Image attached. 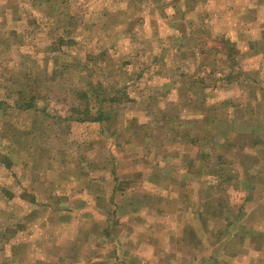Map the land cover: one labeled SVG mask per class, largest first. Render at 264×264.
<instances>
[{"label":"rangeland","instance_id":"obj_1","mask_svg":"<svg viewBox=\"0 0 264 264\" xmlns=\"http://www.w3.org/2000/svg\"><path fill=\"white\" fill-rule=\"evenodd\" d=\"M263 95L264 0H0V264H264Z\"/></svg>","mask_w":264,"mask_h":264},{"label":"crops","instance_id":"obj_2","mask_svg":"<svg viewBox=\"0 0 264 264\" xmlns=\"http://www.w3.org/2000/svg\"><path fill=\"white\" fill-rule=\"evenodd\" d=\"M259 90H261L262 91V89L261 88H259ZM262 96V95H261ZM263 97H264V95H263ZM218 125V123L217 122H215L214 123V126L215 125ZM224 124V123H223ZM263 143V141L262 142H257V144H255V149H257L256 150V153H255V156H256V159L258 160V165L260 164V165H263L264 164V159H262V158H264V155H263V153L264 152H262V153H259V145H261ZM250 148H252V147H250ZM263 155V156H262ZM207 176L206 177H210V176H215V175H213V173L211 174V168L210 167H208V169H207ZM199 176V175H198ZM258 176H260V181L261 182H263V180H264V175H261V174H259V173H257V176H256V178L258 177ZM238 182H242L243 184H242V191H244V192H246V190H247V188H246V185H244V184H246L245 182H246V179L245 178H243V177H241V175H239V177H238ZM170 187V185L169 184H166L165 183V190H167V188H169ZM232 187V185L231 184H227V185H225V186H223V187H220V186H217L215 189H213V190H211V193L209 194V198H208V206H210V207H214V208H217L218 207V209H217V212H221V213H227V212H229V211H227V208L225 207V206H223V204H225V202H224V197H225V195H226V193H227V191H228V189H230ZM208 189H210V187H208L207 188V191H208ZM168 191H170V190H168ZM261 193H262V195H263V199H264V191H261ZM168 195H169V192H167V193H165V197L166 198H168ZM162 200H163V198H162ZM247 200V196H245V198H244V201H246ZM133 203L134 202H132V205H133ZM135 204V209L134 210H132V211H138V210H143L144 209V207H139V205H137L136 203H134ZM220 206V207H219ZM189 209L188 208H182V209H177V211L180 213H183V212H187ZM159 211H161V210H159ZM190 211V210H189ZM214 213V212H213ZM135 218H136V220L138 219L137 218V216H134ZM227 219H230V218H228V217H226ZM154 219H156V221H157V223H163V214H161V213H158V212H155V216H154ZM166 221H167V223H169V218H167L166 219ZM171 221L172 222H174L172 219H171ZM173 224V223H172ZM165 225V224H164ZM164 225H161V226H158L159 228H156V232H160L158 229H160L161 228V231L164 229L163 227H164ZM211 225H213L214 226V224H212V223H210V222H208V224H207V230H210V227H211ZM178 226V232H176L177 234H173L172 236H166V237H159L158 239H154V238H150V239H147V240H145L146 238H143L142 237V245H147V244H151V245H154L156 242H159V244H162V239H164L165 240V243L166 244H168V245H170V246H172V249H173V254L171 255L173 258H175V259H177V257L179 256V257H181V259L183 260L184 258H186V254H184L183 252H182V249L183 248H185L187 245H189V244H191V245H198V243L197 242H199V243H201V242H203L204 243V240H205V238H202L201 240H199V239H197L198 237L197 236H194L195 238H196V240H193L192 239V237L191 236H189L188 234H187V230L185 229L186 228V226H182L181 224H178L177 225ZM179 227H182L183 228V232L180 230V228ZM166 229H168V228H166ZM257 224H255L252 228H249V230H247L248 232H247V235L249 236V238L250 239H252V240H255V239H257L258 238V235L260 234V231H257ZM162 233H164V231L162 232ZM179 233H181L182 235L183 234H185V235H187V237H181L180 235H179ZM209 233V232H208ZM231 237V234L229 235V238ZM162 238V239H161ZM209 237H207L206 239H208ZM213 240V242L211 243H209L208 244V241L206 240V243L208 244V245H211V244H215L216 243V240H215V238H213L212 239ZM165 258L168 260L169 259V257H168V255L166 254V256H165ZM98 260H100V259H98L97 258V260L96 261H98ZM149 260V259H148ZM134 261H136L135 263H133V264H145L146 263V260H144V259H142V258H134ZM208 262V260H205L202 264H209V263H207ZM94 264H95V262H94ZM117 264V263H116ZM191 264V263H190Z\"/></svg>","mask_w":264,"mask_h":264},{"label":"trees","instance_id":"obj_3","mask_svg":"<svg viewBox=\"0 0 264 264\" xmlns=\"http://www.w3.org/2000/svg\"><path fill=\"white\" fill-rule=\"evenodd\" d=\"M82 121L98 122V121H101V120L94 119V120H82Z\"/></svg>","mask_w":264,"mask_h":264}]
</instances>
